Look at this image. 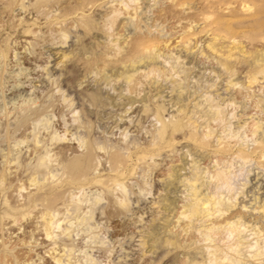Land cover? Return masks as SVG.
<instances>
[{
    "label": "rangeland",
    "instance_id": "1",
    "mask_svg": "<svg viewBox=\"0 0 264 264\" xmlns=\"http://www.w3.org/2000/svg\"><path fill=\"white\" fill-rule=\"evenodd\" d=\"M0 264H264V0H0Z\"/></svg>",
    "mask_w": 264,
    "mask_h": 264
},
{
    "label": "bare ground",
    "instance_id": "2",
    "mask_svg": "<svg viewBox=\"0 0 264 264\" xmlns=\"http://www.w3.org/2000/svg\"><path fill=\"white\" fill-rule=\"evenodd\" d=\"M13 8V4L12 2L9 4V9H12ZM137 45V44H136ZM141 45V44H140ZM139 45V46H140ZM138 46V45H137ZM141 47V46H140ZM138 49V48H137ZM139 51V49L137 50ZM77 168H81L79 165L77 166ZM194 189V188H193ZM192 189V190H193ZM193 196L195 197V200L198 199L197 197V193L195 191V189L193 190ZM212 204H210V202L208 200H200V203L199 204H196V205H192L190 206L188 209L186 208V210L182 211L180 213V215H185L188 219L190 218H193V217H196V219H198L199 217H201V213L203 214V211L206 210V212H208L209 210H212L214 207L212 206ZM199 207H203L202 208V212H200V208ZM204 215V214H203Z\"/></svg>",
    "mask_w": 264,
    "mask_h": 264
}]
</instances>
